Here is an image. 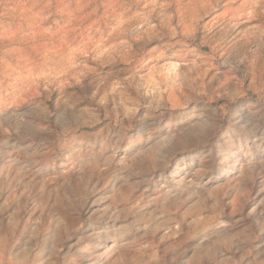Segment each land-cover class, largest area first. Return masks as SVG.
<instances>
[{"label":"rangeland","instance_id":"1","mask_svg":"<svg viewBox=\"0 0 264 264\" xmlns=\"http://www.w3.org/2000/svg\"><path fill=\"white\" fill-rule=\"evenodd\" d=\"M0 264H264V0H0Z\"/></svg>","mask_w":264,"mask_h":264},{"label":"trees","instance_id":"2","mask_svg":"<svg viewBox=\"0 0 264 264\" xmlns=\"http://www.w3.org/2000/svg\"><path fill=\"white\" fill-rule=\"evenodd\" d=\"M54 1V0H53Z\"/></svg>","mask_w":264,"mask_h":264}]
</instances>
